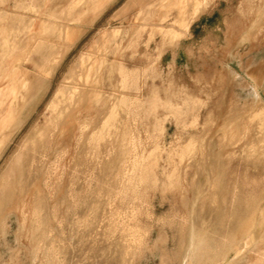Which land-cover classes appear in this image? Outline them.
I'll return each mask as SVG.
<instances>
[{
    "label": "rangeland",
    "instance_id": "374dc122",
    "mask_svg": "<svg viewBox=\"0 0 264 264\" xmlns=\"http://www.w3.org/2000/svg\"><path fill=\"white\" fill-rule=\"evenodd\" d=\"M196 1L200 0H182L179 4L178 0H0V32L10 38L18 52L5 60L0 71V90L11 91L7 102L12 103L19 96L22 70L28 69L27 78L34 70L45 75L37 79V85L39 82L43 85L39 93L36 91V97L30 96L33 98L28 97L27 103L24 102L21 129L12 135L0 157V176L25 137L36 127L44 126L49 115L48 105L58 89L66 91L79 84L86 93L68 104L61 126L53 135V144L62 152L57 158L53 153L50 155L47 166L51 165L54 171L41 174L25 191L28 217L34 194L39 192L46 200L42 208L53 211L52 219L44 224L42 234L29 230L28 222L27 233L24 231L21 235L18 217L22 214L16 210L19 204L16 198L9 208L15 211L10 215V227L0 234V264H107L111 247L121 239V232L117 229L110 232L105 227L107 220L123 209L120 200L113 205L77 207L73 201L78 197L71 194L88 193L87 184L93 178L113 180L121 175L124 165L132 167L136 157L148 169L151 167L148 180L139 181L142 185L136 190L139 207L135 215L144 239L131 246L120 244L112 264H179L178 258L171 260L168 255L185 246L181 235L182 220L189 214L185 199L191 200L193 192L183 187H188L195 178L217 186L222 200L234 197L250 202V212L242 223V236L235 238L237 244L223 264L256 263L257 253L251 250L264 237V120L254 117L257 108L264 105V0H205L195 14ZM184 15L194 16L193 22L188 33L174 44L160 27H177ZM118 28L121 30L115 34ZM115 62L123 63L133 74L127 90L132 105L122 116L125 118L122 128L135 138L136 148L134 156L119 166L118 174L114 169L109 170V164L106 175H93L101 154H92L87 144L82 145L81 125L88 121L87 134H90L103 119L104 108L88 91L93 87L107 94L114 91L121 79L116 71H110ZM90 70L93 72L87 77ZM256 94L259 98L254 101ZM232 126L236 127L232 129ZM192 138L197 139L199 146L212 148L213 160H218L215 173L198 174L191 158H181L177 153ZM119 145V139L102 141L101 153L118 150ZM136 176L139 178L140 173ZM170 178L175 181V187H167ZM209 192H204V204ZM95 197H86V200L105 201L103 197ZM73 209L85 217L95 215V220L89 226L73 225L72 213H69ZM199 209L206 211V205ZM172 215L175 221L170 225L167 220ZM218 220L216 225L220 226L221 218ZM46 230H50L49 235L58 249L54 246L45 249L44 243L51 242ZM52 232L55 233L52 235ZM36 244L39 247L42 244L41 248Z\"/></svg>",
    "mask_w": 264,
    "mask_h": 264
},
{
    "label": "bare ground",
    "instance_id": "6f19581e",
    "mask_svg": "<svg viewBox=\"0 0 264 264\" xmlns=\"http://www.w3.org/2000/svg\"><path fill=\"white\" fill-rule=\"evenodd\" d=\"M172 2H170V4ZM179 3H182V0L181 1L178 0V4ZM204 3H205V0H200L198 2L196 1L195 8H194L195 14L199 11V9H201V7L204 5ZM166 4L168 5V3H166ZM182 5H184V2ZM31 8H33V7H31ZM179 9L181 12V8H179ZM167 10H168V8H167ZM162 14H163V12H162ZM179 15H180V13H179ZM186 15H187V13H186ZM193 18H194V16L187 18L184 15L180 18L179 26L176 27L174 25L175 27L174 26L166 27V26L161 25L160 28L163 29L162 31L166 35L169 36V38L171 39L172 42H174V44H177L178 40L183 35L188 33L190 26H191V23L193 22ZM175 20H176V17H175ZM52 26H53V24H52ZM47 28H49V27H47ZM157 28L159 29V24H158ZM120 30H119V28L115 29L114 33L118 34V32ZM106 31H107V29H106ZM106 31H105V33H106ZM103 34H104V32H103ZM5 35H3V33L0 32V46L3 47V50L0 49V55H1L0 71L4 67L3 63L5 62V60H7L11 56L17 55V53H18L16 51V45L10 40V38L7 35L6 36ZM104 35H106V34H104ZM30 39L31 38H29V40ZM72 42H74V41H72ZM42 43L43 42L41 41L39 43V46H41ZM60 44H62V43H60ZM64 47H66V46H64ZM66 51H67V49H66ZM66 51L64 50V52H66ZM87 51H89V49H87ZM87 54H89V53L87 52ZM61 56H62V53H61ZM257 56H258V54H257ZM86 57H84V58H86ZM53 58L55 59L54 56H53ZM95 58H97V57H95ZM116 58H117V56H116ZM23 59H25V57H23L21 59V61ZM32 59H34V58H32ZM121 62L124 63V61H121ZM121 62L113 63L111 65V68H110V71L112 73L114 71H116L121 77L119 83L116 85V88H114L113 92L110 91L111 93L107 94L99 87H96V88L93 87L88 91L89 93H93V97H94L96 103H98V104L100 103L102 105V107L104 108V113H105L103 119L100 120L101 121L100 124L97 127H95V129L92 132H90V134L89 133L87 134L89 122L85 120V121H83V123L81 125V139H80V141H81L82 145L87 144L89 149L93 151L92 154L95 152H100V154H101L100 155L101 159L98 163V167H95L93 169V172H92L93 175H97L99 173L100 175L103 176V175H106V173H108L109 170H113V169H114L115 173L118 174L119 173V166L121 164L128 162L129 158H132V156H134L133 150L136 148V145L133 144L135 142L134 141L135 138L131 135V133L129 134L127 129L122 128L123 126H125L124 125V119L125 118H122V116L124 114H126L129 106L132 105V103H131L132 97H130V93L129 94L127 93V90L129 88V84L131 83V80H133V74L131 72H129L127 70V67ZM10 63H11V61H10ZM55 63H53V66L55 65ZM77 63L79 64V62H77ZM74 65H77V64L75 63ZM52 68H54V67H52ZM27 70L28 69L21 71L22 75H23L22 76L23 77L22 78L23 79L22 80L23 86L20 90L18 89L19 90L18 91L19 96L12 103L7 102V100L9 99V96L11 94V91L8 90L6 92H2V90H0V157L2 156L1 154H3L2 152H5L3 150H4V148L7 147L6 146L7 143H9V141H11L10 139H11L12 135L23 124V120L21 119L22 109L24 108L25 104L27 103L26 101L28 100V97L29 98H30V96L36 97V93L39 91V89H41L40 85H43V84H40L41 82H39V81H38L39 83L37 85V79L43 78L45 76L44 73H41V71H35L34 70V71L30 72V78H27V77H25V75L28 74ZM30 71H31V69H30ZM84 72H85V70H84ZM92 72L90 70V73L87 74V77ZM70 73H71V71H70ZM48 74H49V72H48ZM68 75H70V74L68 73ZM0 77H2L1 73H0ZM90 78H91V76H90ZM19 79H20V76H19ZM33 80H35L36 82ZM86 82H87V80L84 81V83H86ZM114 82H115V80H114ZM80 84H82V83H80ZM62 86H63V83H62ZM68 86H70V85H68ZM68 86H66V87H68ZM42 88H44V86ZM84 93H85L84 88L82 86H80L79 84H74L72 87H69L68 90H66V91L61 89V88L58 89L56 94L54 95V98L52 99V101L48 105L49 115L46 116L44 126L42 128L36 127L34 129L33 133L31 132V135L28 134V135H30L28 138L25 137L24 142L19 147L17 152L15 151L16 153L14 154V156L12 155L13 158L12 157L10 158L12 160L9 161L8 166L6 165L4 172L1 173V176H0V234H1V232L4 231L3 229L6 230V229H8V227H10V225H9L10 215L15 211H14V209L10 210L9 208H10V206H12V204L14 203V200L16 198L19 199V204L16 205V210H20V213L22 214V217L20 216L21 218L18 217V222H19L20 227H21V235L24 231H25V233H27L26 228L28 227V225H27L28 222H30L29 223V230L31 229V230H34L35 232L41 231L40 234H42V230H43L42 227L45 226L44 224H46L50 218L52 219L51 214L53 211L51 212V211H48L47 209L45 210L44 208H42V206H44L46 204L45 203L46 200L44 201L42 199L44 197V195L40 194L39 192H36L34 194L33 208L30 211L31 215L28 217V211H26L27 210V208H26L27 203L25 204V199H26L25 198V191L29 185L33 184V182L36 178L41 176V174L51 173L54 171L51 168L52 167L51 165L47 166L50 155L53 153L54 157L57 158L58 156H62V152L60 150H58L57 146H55L53 144V135L61 126L62 117L64 115L65 110L67 109L68 104L72 103L73 100L78 99ZM139 94H141V93L139 92ZM31 98H33V97H31ZM258 98H259V96L256 94V98L254 101L258 100ZM139 99H140V97H139ZM35 100L37 101V99H35ZM21 102H22V104H21ZM24 102H26V103H24ZM261 103H262V101H261ZM89 105H90V103H89ZM75 108H76V106H75ZM81 109H83V108H81ZM89 109H90V107H89ZM254 110H256V109H254ZM77 111H78V109H77ZM87 111H88V109H87ZM84 114H85V112H84ZM25 115H28V114L26 113ZM73 115H75V114L73 113ZM85 115H87V114H85ZM254 117H258L261 120H264V105L263 104L261 106H259V108H257V111H255V113H254ZM26 118H27V116H26ZM127 122H128V120H127ZM239 122H238V125H239ZM78 124H79V122H78ZM234 124L237 125V123H234ZM233 127H236V126H232V129H233ZM31 130H33V129H31ZM60 131H62V130H60ZM118 136H120V137H118ZM13 139H14V137H13ZM107 139H114V140L119 139V141H120L119 149L117 148L118 150L106 151L104 154H102L101 153L102 151L100 150V148L103 147V146H101V142L105 141ZM103 149H104V147H103ZM211 149L207 150V148L202 147V145L199 146L197 144V139L192 138L190 141L188 139V142L184 146H182L180 148V151H178L177 153L179 154V156L181 158H185V157L191 158L192 164H195L196 165L195 167H197L198 174H201V173H207V174L212 173L213 174V173H215V171L217 169L216 164L218 163L217 162L218 160H215L217 162V163H215V161L213 160V153H212ZM214 157H216V156H214ZM109 164H111V167L108 170V168L106 166ZM115 166H118V168ZM139 166H141V167L139 168ZM218 166H220V163ZM47 167H49V168L47 169ZM150 168L148 169L147 166H144V164H142L140 162L139 157H136L132 161V167H130V164L127 166L124 165L123 172L121 173V175L120 176L116 175L117 177L113 178V180H110V178L108 179V178H103V177L102 178L101 177L100 178H93V179H91L92 181H89V183L87 184L88 193H86L84 195L83 194H79V195L77 194V196L75 194H71L72 197H75V198L78 197L76 199V201L75 200L73 201V205L77 206V207L82 206V205L84 206L87 204L89 206L90 205H98V206L99 205H113V203H115L117 200H120L121 206H123V209L118 212L117 216H111L107 220L106 227H105V228H108L110 232H112L116 229L121 232V235H120L121 239L116 241V243H113V246L115 248L113 246L111 247V252L109 253V258H107V260L105 261L107 264H112L113 254H114V252L118 251L117 248L120 246V244L122 246H126L125 244L127 243V244H129L127 246H131L133 244V242L139 243L140 241H142L144 239V234L141 230V226L138 224V221L136 220L137 217L135 215V212L137 211V209L139 207V195H138L136 190H138L137 186L140 185L138 183L139 181L148 180V173L150 172ZM138 170H139V172H138ZM218 170L220 171L219 167H218ZM137 173H140L139 178H138V176H136ZM218 174H220V173H218ZM47 176H49V175L47 174ZM206 183L204 184L198 178H195L194 181L191 182V184H188V187H186V188L183 187L184 189H191L193 192V197L191 200L185 199L186 205L189 209L188 216L182 220L184 225L182 226V234L181 235L184 238L183 244H185V246H184V248H182V247L179 248L177 253H173L170 256L168 255V257L171 260L178 258V260L180 261L179 264H223V262L226 263L227 254H229L230 253L229 251L234 249L233 247L237 244L235 241V238L238 235H240V237L242 236L241 235V230H243L242 229V227H243L242 223L247 219L248 212H250L248 210V208L250 206L249 201H244V199L234 198V197L232 200H228L227 198L222 200L219 196L218 189H216L217 186H215L214 184H211L209 182L207 184ZM141 185H140V187H141ZM167 187H169V188L175 187V181L172 178H170ZM36 188H37V186H36ZM204 189L210 191L209 194L208 195L206 194L207 196H205V197L209 196L207 202L204 201L205 204L202 202V198L204 197V194H205ZM203 190H204V192H203ZM140 191H141V189L139 190V192ZM30 195H31V193H30ZM95 196H97V198L103 197V198H105V201H103V200L102 201H96V200L88 201L89 199L86 200V197L96 198ZM204 199L206 200V198H204ZM29 202H32V201L30 200ZM42 204H44V205H42ZM198 205L201 206L202 209L206 205V211H204V209L200 210L201 208L198 210V207H199ZM70 206H72V205H70ZM74 206H72V207H74ZM238 206H240V209L238 208ZM69 213H72L70 220L72 221L73 225L81 224V223L90 225L95 220V215L90 214V215H88V217H85V216H82L80 214V212L76 209L74 211H70ZM220 213L222 214V216ZM64 214H65V212H64ZM76 214L78 216L74 217V215H76ZM54 217L57 220H59V218H57L56 215ZM66 218H68V217H66ZM218 218H221V221H222V224H220V226L216 225ZM60 221L64 222V219L63 220L61 219ZM66 221H67V219H66ZM167 221L171 225L175 221L173 215L171 217H169V219ZM84 227H86V226H84ZM62 228L63 227H61V229ZM74 229H75V226H74ZM78 230H79V228H78ZM46 232L49 235L50 230H48V231L46 230ZM46 232H45V234H43V236L46 235ZM25 233H24V235H25ZM53 233H55V232H52V235H53ZM61 233H63V231H61ZM243 233H245V236H246V232H243ZM32 234H33V232H32ZM46 237H45V240H46ZM48 237L49 238L51 237V242L44 243L45 249L46 250L50 249L53 246L55 248H57L58 244L55 243V240L52 241L53 237L51 236V234ZM71 238H72V235H71ZM33 239H32V241H33ZM42 240H43V238H42ZM246 240L247 239H245V243L246 242L249 243V240L248 241H246ZM257 240H258V238H257ZM56 241H58V240L56 239ZM110 242H112V241H110ZM62 243H64V242H62ZM251 243H253V242H251ZM33 245H35V244H33ZM38 245H40V244H38ZM38 245H37V247H39ZM41 246H42V244H41ZM41 246L39 248H41ZM59 246H61V245H59ZM62 246L64 247V245H62ZM246 247L248 250V245ZM67 248L69 249V247H67ZM59 249H61V248H59ZM36 250H38V249H36ZM139 250H141V248ZM251 251L253 253H257V260H256L255 264H261V263L264 264V237H262L261 241L258 242L257 245ZM167 254H169V253H167ZM248 260H249V262H252V261H250V259H248ZM227 262H229V260H227ZM232 262L230 264H232ZM234 263H235V261H234Z\"/></svg>",
    "mask_w": 264,
    "mask_h": 264
}]
</instances>
